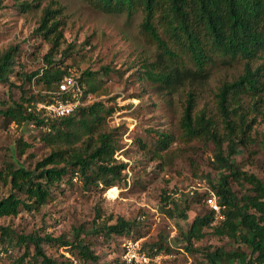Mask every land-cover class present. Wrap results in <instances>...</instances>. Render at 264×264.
<instances>
[{
    "label": "rangeland",
    "instance_id": "obj_1",
    "mask_svg": "<svg viewBox=\"0 0 264 264\" xmlns=\"http://www.w3.org/2000/svg\"><path fill=\"white\" fill-rule=\"evenodd\" d=\"M20 1L36 2V5L22 10ZM45 6L61 8L58 16L62 37L58 45L34 30ZM142 16L141 10L131 17L124 12H105L86 0H0V54L10 46L16 47V63L9 72L14 84L0 82V108L3 100L18 99L19 85L30 94L49 92L43 82L37 81L38 75L28 80L26 73L44 66V55L51 52L53 60H63L61 66L66 65L67 72L90 71L86 75L89 82L83 80V83L85 89L91 85L94 88L87 90L91 97L86 104L101 100L113 109L101 126L114 131L118 146L114 156L117 162L125 163L122 178L114 187L87 183L79 172H68L51 187L50 198L39 208L22 207L15 215L0 217V225H8L14 235L49 233L69 241L79 237L97 255L96 260L82 259L76 248L72 254L69 246L60 241H43L46 253L61 264H126L122 260L124 243L128 240H137L140 246L146 243L144 250L147 243L161 241V250L152 254L146 264H208L204 255L208 245L210 249L222 245L225 249L249 250L244 243L226 235H215L209 228H205L207 231L201 239L193 240L196 249L187 250L179 230V227L186 229L196 214L210 210L206 198L214 192L211 179L215 180L222 171L212 164L213 140L185 141L181 137L179 121L186 91L195 87L194 111L204 109L223 132L215 93L223 80H231L242 71L243 62L215 64L199 88L198 84L186 82L168 90L144 74V63L155 58L156 48L143 40ZM261 60H255L254 64ZM252 104L253 98H244L243 105L249 115H256V120L245 144L237 145L234 160L240 168L264 181V91L255 109L251 108ZM41 130L30 122L9 121L0 112V168L10 161L33 167L49 151L38 137ZM165 131L172 133L174 140L167 148L157 149V139ZM20 138L31 145L20 150L17 146ZM226 143L227 139H223L224 148ZM229 183L238 197L247 190L245 182L229 179ZM7 191L8 185L1 184L0 196ZM164 193L173 196L180 205L188 203L187 217L170 216L164 211L163 207L171 205L165 204ZM217 214L218 219L220 214ZM118 216L131 221L129 233L96 231L104 222H115ZM25 249L32 253V243L13 242L3 246L0 241V264H9ZM227 264L242 262L232 259Z\"/></svg>",
    "mask_w": 264,
    "mask_h": 264
},
{
    "label": "trees",
    "instance_id": "obj_2",
    "mask_svg": "<svg viewBox=\"0 0 264 264\" xmlns=\"http://www.w3.org/2000/svg\"><path fill=\"white\" fill-rule=\"evenodd\" d=\"M91 6L105 12L126 13L131 17L137 10L142 12L140 33L143 40L156 48L155 58L144 63L147 79L157 82L168 90L184 83L202 86L210 75L211 68L218 63L231 65L242 61V71L231 80H223L215 93L217 108L222 116L223 132L216 121L206 115L204 109L194 111L197 92L195 87L186 91L179 125L181 137L211 139L214 142L215 168L221 169L219 176L211 179V187L217 196L221 216L217 219L214 209L196 214L186 229L179 227L187 250H195L193 240L201 239L210 232L244 243L248 251L225 249L222 245H210L204 250L208 264H227L236 259L242 264H264V181L253 172L242 169L234 160L239 143L245 144L256 115H249L243 105L246 97L253 98L251 108H256L264 91V0H86ZM22 10L36 2L20 1ZM60 7L45 6L35 31L45 34L54 45L62 37L60 29ZM16 47L10 46L0 54V82L13 85L9 72L16 63ZM262 60L254 64L255 60ZM44 66L26 73L27 79L38 75L49 92L28 93L20 86L18 99L4 101L1 114L16 123L30 122L42 128L39 139L49 147L47 154L38 159L33 167L22 163L7 162L0 168V185H8L6 194L0 196V217L15 215L20 208L37 209L51 196V187L57 185L68 172H79L87 183L107 188L122 178L124 162H117L114 154L117 140L112 129H103L101 124L111 107L101 100L78 106L72 113L56 118H45L34 103L51 101L57 83L64 73L63 60L55 61L51 52L44 55ZM88 69L79 74V79L89 82ZM85 76V77H84ZM84 84V83H83ZM91 85L87 90H93ZM199 94V92H198ZM48 127V128H47ZM223 139H227L223 147ZM174 140L168 131L160 133L157 149H165ZM31 145L20 138L17 146L24 150ZM226 149V151L224 150ZM155 153L159 154L157 151ZM229 179L248 184L239 197L231 188ZM114 187V186H112ZM162 198L170 202L163 207L170 215L187 217L188 203L180 205L169 194ZM97 230L106 234H125L131 230V221L118 216L113 223L104 222ZM79 235V231H77ZM0 241L3 246L10 243L31 242L33 252L25 249L9 264H61L47 254L42 242L60 241L69 246L74 254L77 249L82 259L96 260L97 255L78 237L76 241L60 239L49 233H26L14 235L8 225H0ZM146 243L140 248L144 250ZM146 253L152 256L161 250V241L147 243ZM168 249V246H165ZM123 263L124 260H122Z\"/></svg>",
    "mask_w": 264,
    "mask_h": 264
},
{
    "label": "built area",
    "instance_id": "obj_3",
    "mask_svg": "<svg viewBox=\"0 0 264 264\" xmlns=\"http://www.w3.org/2000/svg\"><path fill=\"white\" fill-rule=\"evenodd\" d=\"M50 92L54 94L51 101L39 100L34 103V108L41 111L45 118L66 116L78 106L86 104L91 97V94L85 91L84 84L75 71L64 73L57 83V88ZM206 199L215 213L220 214L216 194L211 192ZM123 258L126 264H146L152 256L140 248L137 240H128L124 243Z\"/></svg>",
    "mask_w": 264,
    "mask_h": 264
}]
</instances>
